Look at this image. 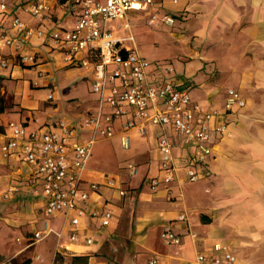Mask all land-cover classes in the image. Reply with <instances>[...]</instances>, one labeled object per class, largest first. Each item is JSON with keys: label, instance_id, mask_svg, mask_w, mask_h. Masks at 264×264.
<instances>
[{"label": "crops", "instance_id": "crops-1", "mask_svg": "<svg viewBox=\"0 0 264 264\" xmlns=\"http://www.w3.org/2000/svg\"><path fill=\"white\" fill-rule=\"evenodd\" d=\"M25 1L9 0L8 12L0 13V32L21 43V53L35 54V62L22 64L12 46L0 47V60L8 63L0 65V107L4 105L0 110V141L7 136L10 120L30 130H49L63 118L77 125L80 141H87L92 131L79 122L99 107V94L91 86L96 70L79 65L83 51L69 63L50 41L17 34L10 23L13 14L37 26L31 17L24 18L27 14L21 11V5ZM46 1L51 20L44 26L65 24L73 6ZM151 10L173 15L174 24L183 26L191 40L207 50L190 48L186 56L189 72L165 75L149 64V81L161 85L174 80L188 86L191 101L203 109L223 112L229 88L245 100V105L224 115L228 129L221 135L213 129L219 118L211 120L208 143L213 148L203 162L192 158L194 142L167 125L165 132L177 170L173 180L154 190L149 183L162 172L157 146L162 129L144 121V131L139 132L140 122L128 108L113 121L114 135L96 138L93 143L110 140L123 148L120 137L125 134L130 141L128 153L107 164L101 160L93 163L91 151L81 174V187L114 176L126 192L120 195L117 188L105 185L89 190L83 204L86 212L76 225L80 235L77 241L70 240L74 226L62 212H45L43 197L34 192L41 176L20 153L0 155V256L5 257L0 264H21L25 260L26 264H71L74 254L88 255L87 264H149L153 256L160 264H181L216 240L228 245L237 257L236 264H264V0H155L151 9L129 11L127 16L145 13L147 17ZM121 20L107 22L117 36L129 29L123 28ZM208 65L214 76L206 69ZM80 78L89 90L86 97L79 89ZM109 110L103 107L104 112ZM128 120H134L136 126L124 129ZM129 161L138 168L131 178L125 167ZM189 166L198 172L196 180L188 179ZM92 209H110L109 225L101 226V217L89 213ZM180 213H185L186 219H180ZM45 228L53 231L28 245L33 232ZM164 228L180 234V243H165L161 237ZM54 231L62 233L58 237ZM84 235L91 236L92 242H84ZM48 237L52 245L46 247L47 252L42 257L33 252L29 256V249Z\"/></svg>", "mask_w": 264, "mask_h": 264}, {"label": "built area", "instance_id": "built-area-1", "mask_svg": "<svg viewBox=\"0 0 264 264\" xmlns=\"http://www.w3.org/2000/svg\"><path fill=\"white\" fill-rule=\"evenodd\" d=\"M62 4L73 6L71 16L61 26L44 25L51 20L50 4L46 0H27L21 5V11L33 18L37 26H31L19 15L13 14L10 19L12 28L17 34L26 37L36 36L51 42L60 48L63 59L69 63L77 53L84 52L78 59L80 66L95 68L96 75L92 82V90L99 94V107L96 113L84 115L79 125L88 127L92 136L87 141L77 138V125L69 119L57 121L49 130L27 129L15 120L6 124V138L0 141V155L8 157L14 152L23 156L24 161L41 176L39 188L34 192L44 199L46 213L62 212L74 228L69 238L72 241L80 240L76 225L85 214L89 198V190H98L102 185L117 188L120 195L125 194V189L120 186L114 176H106L102 181H91L87 187H81L82 171L91 154L96 138H109L114 135L113 121L121 117L129 108L135 119L139 120L137 128L144 131L143 122L147 121L160 126L162 129L158 138L160 152V177L150 179L149 187L154 190L161 183L168 184L174 179L177 167L173 162L171 143L165 132V127L170 125L175 132L183 135L188 141L194 142L195 149L192 158L195 162H203L212 151L208 143L210 138V122L219 118L213 129L220 135L227 132L228 125L224 115L234 107H243L245 100L237 92L229 88L226 91L224 111L217 109H203L197 102H192L188 86L177 84L174 80H166L161 85H154L148 79L147 67L150 62L138 51L134 38L130 35L117 36L108 27L111 19H127L129 11L149 10L155 0H54ZM9 0H0V13L8 12ZM173 15L158 13L151 10L148 23L173 24ZM125 21L123 28H128ZM131 42L132 44H129ZM12 46L18 53L19 63L35 62L34 53H21L22 44L7 33L0 32V47ZM6 60H0L2 67L7 66ZM171 67H165L163 73H171ZM51 97V94L48 95ZM110 108L104 112L103 107ZM124 129L136 126L134 120H128L123 125ZM121 146L127 149L130 141L127 135L120 137ZM128 176L131 178L138 168L133 162L126 163ZM187 177L193 181L198 178V172L191 166L186 169ZM7 197V194H5ZM92 216L101 217V226L110 223L111 210L100 212L92 209ZM180 219H186L185 213H180ZM52 228L44 231L36 230L30 237L28 245L42 239ZM59 237L61 231H54ZM191 237L195 235L190 233ZM165 243L179 244L181 235L169 228L161 231ZM86 243H91L92 238L84 235ZM39 257V255H37ZM237 257L228 245L222 240L213 241L204 250L196 252L192 260L181 264H236ZM149 264H160L158 257H151ZM53 264H60L54 262Z\"/></svg>", "mask_w": 264, "mask_h": 264}, {"label": "rangeland", "instance_id": "rangeland-1", "mask_svg": "<svg viewBox=\"0 0 264 264\" xmlns=\"http://www.w3.org/2000/svg\"><path fill=\"white\" fill-rule=\"evenodd\" d=\"M24 18H28V15H25ZM30 19V21L35 22L33 18ZM125 21L128 23L129 29L124 30L123 35L131 34L133 36L136 48L150 62V65H155L162 72L165 67L173 69L171 73L165 75H174L176 71L180 72V70L189 72L190 68L188 66L189 63L186 61L188 59L186 56L190 48L207 50L205 49L206 47H203V44L198 45L197 42L192 41L187 30L183 26L179 27L174 24L175 21L173 24L162 22L150 24L148 23V16L146 17L145 13H132L130 17L127 16V19L121 20L122 24ZM128 43L132 44L131 42ZM209 67L210 65L206 69H209V73L214 76L213 71ZM80 79L81 85L79 89L81 94L86 97L89 90L87 84H85L86 81L83 78ZM127 153L128 150L117 146V144L110 140L97 141L92 149V162L95 163L101 160L109 164V160L114 162L119 155L125 156ZM0 242V248H2L3 242L2 240ZM50 244L52 245L49 237L42 240L29 249V256L33 252L34 254H40L42 257L43 252H47ZM3 258H5L4 255H1L0 260Z\"/></svg>", "mask_w": 264, "mask_h": 264}, {"label": "trees", "instance_id": "trees-1", "mask_svg": "<svg viewBox=\"0 0 264 264\" xmlns=\"http://www.w3.org/2000/svg\"><path fill=\"white\" fill-rule=\"evenodd\" d=\"M1 79L2 77H0V86H1ZM4 108V105L2 104L1 107H0V110H2ZM204 215H202V219H204L203 217ZM88 255H72L71 256V259H70V262L71 264H87L88 263ZM28 262V260H25L23 261L21 264H26Z\"/></svg>", "mask_w": 264, "mask_h": 264}]
</instances>
